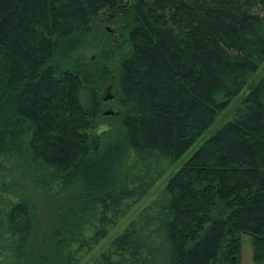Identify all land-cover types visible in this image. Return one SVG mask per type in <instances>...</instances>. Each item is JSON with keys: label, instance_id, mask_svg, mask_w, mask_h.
Returning <instances> with one entry per match:
<instances>
[{"label": "trees", "instance_id": "trees-1", "mask_svg": "<svg viewBox=\"0 0 264 264\" xmlns=\"http://www.w3.org/2000/svg\"><path fill=\"white\" fill-rule=\"evenodd\" d=\"M123 1L0 0V264H28L42 248L28 244L34 209L12 175L18 160L47 196L84 187L59 209L51 264H240L239 234L264 264V74L93 252L264 62V0ZM121 5L131 49L118 71L97 58L64 67L92 21ZM112 76L119 137L102 141L100 92Z\"/></svg>", "mask_w": 264, "mask_h": 264}, {"label": "rangeland", "instance_id": "rangeland-1", "mask_svg": "<svg viewBox=\"0 0 264 264\" xmlns=\"http://www.w3.org/2000/svg\"><path fill=\"white\" fill-rule=\"evenodd\" d=\"M129 1L131 0H124L123 4L128 5ZM122 7L123 5H121V7L117 10H106L92 21L90 31L83 36L82 44L73 54L71 61H63L64 67H74L75 70H78L74 64L78 65L86 61L93 62L92 60L97 58L96 61L107 65L113 74L118 71L122 59L128 55L129 50L131 49L130 42L128 41V15L124 11V7ZM262 74H264V62L260 65L258 71L250 77L244 91H242L234 99H231L225 107L217 113L211 126L202 134L201 138L171 167L170 170L166 172L147 197L142 200L133 209V211L101 241L99 245H97L93 252H98L110 241V239H112L115 234L120 232L130 218L138 212L147 200L159 189L167 185L170 177L180 168L181 164H183L193 154L195 149L205 140H208L218 129L224 126V124L231 119L235 109L241 104L245 91L250 88ZM72 77L73 76L70 77V74L67 75L65 73L63 74V78L61 77L62 88L60 96L64 102L68 101L66 88L70 87ZM108 94L113 95V98L106 101L104 100V97ZM117 94L118 91L114 84V76H112L100 92V99H103V109L102 116L98 119L96 130L99 132L98 134L101 136L102 141L108 139L113 141L119 137V119L116 117L117 114H103V111L105 110H112L114 112L120 111L115 100ZM62 113H64L63 116L67 118L71 115L72 117L74 116V111H72L70 107L67 109L66 105L65 107L63 106ZM206 160L209 164H211L212 160ZM13 164L14 168L12 175L18 183L19 193H21L24 198L29 201L31 208L34 209L33 229L28 244L30 246H42V248L40 247V252L37 249V256L35 249L32 251L34 255H32V258H28V264H51L53 262L52 233L57 224L59 209L68 203L70 204L73 201V199H71L73 195L84 193L83 184L81 181H77L78 183L68 187L58 194L47 196L36 186L34 182L35 178L33 177L34 171L28 163L26 164V162L18 160L13 162ZM238 238L240 242V264L242 259H244L245 263L258 264L253 258L252 237L246 234H239ZM48 241L52 242L49 243ZM92 255L93 254L90 256ZM87 261L88 260H86V262Z\"/></svg>", "mask_w": 264, "mask_h": 264}, {"label": "water", "instance_id": "water-1", "mask_svg": "<svg viewBox=\"0 0 264 264\" xmlns=\"http://www.w3.org/2000/svg\"><path fill=\"white\" fill-rule=\"evenodd\" d=\"M110 98H113V95L108 94L106 97H104V100H108ZM116 113H118V112L117 111L114 112L112 110H105V111H103V114L104 115H110V114H116Z\"/></svg>", "mask_w": 264, "mask_h": 264}, {"label": "crops", "instance_id": "crops-1", "mask_svg": "<svg viewBox=\"0 0 264 264\" xmlns=\"http://www.w3.org/2000/svg\"><path fill=\"white\" fill-rule=\"evenodd\" d=\"M241 264H250V263H245L244 259H242Z\"/></svg>", "mask_w": 264, "mask_h": 264}, {"label": "flooded vegetation", "instance_id": "flooded-vegetation-1", "mask_svg": "<svg viewBox=\"0 0 264 264\" xmlns=\"http://www.w3.org/2000/svg\"><path fill=\"white\" fill-rule=\"evenodd\" d=\"M107 101V100H106Z\"/></svg>", "mask_w": 264, "mask_h": 264}]
</instances>
